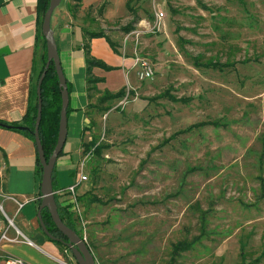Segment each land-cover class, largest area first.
<instances>
[{
  "label": "rangeland",
  "instance_id": "obj_1",
  "mask_svg": "<svg viewBox=\"0 0 264 264\" xmlns=\"http://www.w3.org/2000/svg\"><path fill=\"white\" fill-rule=\"evenodd\" d=\"M129 6L109 24L100 6L84 11L93 29L117 36L123 53L150 60L154 75L121 98L93 95L76 166L87 176L79 193H88L82 221L73 214L78 233L95 264H168L176 242L197 236L174 264H264V0ZM209 60L232 65L194 63ZM198 122L217 125L179 133ZM0 203L14 224L8 236L34 244L4 242V254L76 264L66 246L51 241L56 254L44 245L38 223L31 232L34 203L17 216Z\"/></svg>",
  "mask_w": 264,
  "mask_h": 264
},
{
  "label": "crops",
  "instance_id": "obj_2",
  "mask_svg": "<svg viewBox=\"0 0 264 264\" xmlns=\"http://www.w3.org/2000/svg\"><path fill=\"white\" fill-rule=\"evenodd\" d=\"M103 1L81 0L71 12L69 5L74 2L64 0L62 3L61 0L51 16L50 24L60 63L69 84L64 153L55 163L59 182L57 190L74 180L82 153L81 132L89 124V105L93 102V95L138 87L133 57L121 51L122 48L115 40L117 36L104 33L105 36L89 39L84 32L97 31L86 22L88 20L85 18V9L100 6ZM127 1L107 0L101 13L103 21L106 24L115 23L119 19L116 16L119 9L126 16ZM106 37L114 44L116 51ZM85 43L89 44L90 57L113 69L105 70L93 66L87 73ZM42 46V37L38 31L37 0H0V120L20 121L24 116L29 104L33 69L41 64ZM88 78L102 80L89 84ZM35 169L34 143L20 132L0 128V196L13 210V216L18 215V212L15 214L17 204L4 196H12L22 203L28 200L27 203H34L37 210L40 187ZM28 219L31 232L36 233L33 231L38 223L36 215L31 214ZM16 230L21 233L18 228ZM43 241L50 251L58 254L51 241L45 237ZM8 247L9 245L3 244L1 249ZM51 257L56 258L53 255Z\"/></svg>",
  "mask_w": 264,
  "mask_h": 264
},
{
  "label": "trees",
  "instance_id": "obj_3",
  "mask_svg": "<svg viewBox=\"0 0 264 264\" xmlns=\"http://www.w3.org/2000/svg\"><path fill=\"white\" fill-rule=\"evenodd\" d=\"M74 2V4L69 5V10L72 12L74 7L76 5H78V2H80L81 0H71ZM131 0L127 1V8L129 11H131V7L129 6ZM107 3V0H104L102 2V4L100 5L99 8V14L102 13L103 8L105 7ZM49 4V0H37V15H38V31L39 34L42 37V41H43V53H42V57H41V64L38 67H35L34 72H33V77L31 78V90H30V96H29V104L27 107V110L24 114V116L21 118L20 121H4V120H0V128H6V129H10L13 131H17L22 133L23 135H25L26 137H28L35 145L34 142V126H35V120H36V114H37V95H36V86H37V81L40 77V74L43 70L44 64L46 62V46H45V39L42 36L41 33V22H42V18L44 15V12L46 11L47 7ZM133 12V11H132ZM138 16H134L133 19L123 28V30L125 32H129L133 29V24L136 23L138 21ZM86 36L91 39L93 37H100V36H105L104 32L101 30L98 31H91V30H85L84 31ZM107 40H109V43L111 45V47L116 51V48L114 46V44L110 41V39L108 37H106ZM84 51H85V56H86V63H87V73H89L90 68L93 66H97L100 67L102 69L105 70H111L113 69L112 67L106 65L104 62L94 59L92 57L89 56V44L85 43L84 44ZM196 66H201L204 65L205 67H211V68H215V69H223L226 67L231 66V63H222V62H218V61H213V60H209L206 63L202 64L199 61H195L194 62ZM101 78H88L87 82L90 84H95L99 81H101ZM67 83V90L69 92V84L66 80ZM126 94V90L125 88H122L120 90H118L115 93H109V92H104V96L100 99V101H105L107 99H116V98H121ZM163 95H166L165 93ZM167 97L171 100H177L180 98H175L174 96L171 95H167ZM41 98H42V108H41V119L39 122V127H38V133H39V138L41 141V145L43 148V152H44V156L46 159L49 158L55 144H56V140H57V134H58V126H59V120H60V109H61V93H60V88L58 85V77L56 74V70L54 67V64L51 62L46 73L45 76L42 80L41 83ZM181 100V99H180ZM69 109L67 107V113H68ZM207 124H212V125H217L216 122H198V123H194L191 124L189 126H187L186 128H184L183 130H181L179 133H184V132H189L191 130H193L194 128L197 127H202L205 126ZM21 126L25 127V128H21ZM86 128H84L81 132V138H83L84 136V132H85ZM106 146L102 145V146H96L94 148V151L97 155H99L100 150L102 148H105ZM36 148V146H35ZM63 149L61 150V152L59 153L58 157L63 155ZM193 169V168H191ZM41 164L38 160L37 157V152H36V169H35V173L37 175L38 181L40 183V178H41ZM52 187L53 190L56 191L59 187V182L56 176V168L54 166L53 172H52ZM88 193L84 192V193H80L78 198L80 203H83V201H85L86 195ZM55 200L57 203V210H58V214L60 219L62 220V222L68 226L69 228L75 230L77 233V229H76V224L73 218V213L70 211L69 205L68 204H62L60 201V196L55 194ZM94 200L98 201V199ZM40 199L38 200V204H39ZM42 214V220L43 223L45 225V227L47 228V230L49 231V233L51 235H53L54 237H57L61 240H67V238L61 234V232L55 227L52 218L48 212V210L46 208H44L41 211ZM203 216L201 217V220L203 221ZM38 228L40 230V232L46 237L47 240L49 241H53L58 243L59 245H62L61 240H51L50 238H48V236L46 234H44V232L41 229V226L38 224ZM79 234V233H78ZM80 235V234H79ZM202 235V233H201ZM200 238V236H197L194 240L191 241H187V240H182V241H178L176 242L173 246H172V251H171V257L170 260L168 262V264H174V262L176 261L177 257L180 255V253L184 252V251H188L190 250L194 243Z\"/></svg>",
  "mask_w": 264,
  "mask_h": 264
},
{
  "label": "water",
  "instance_id": "obj_4",
  "mask_svg": "<svg viewBox=\"0 0 264 264\" xmlns=\"http://www.w3.org/2000/svg\"><path fill=\"white\" fill-rule=\"evenodd\" d=\"M60 2L61 0H49L48 7L44 12L41 22V33L45 39L46 46V62L44 64L43 70L40 74L36 86L37 114L34 126V142L36 146L37 157L42 168L39 183L40 201L36 210V218L38 224L41 226L42 231L48 236V238H50L51 240H61L51 235L43 223L41 211L46 208L52 218L55 227L61 232L62 235L67 238V241L61 240V242L71 251L73 257L75 258L76 264H95V258L93 256V253L91 252L84 238L79 235L75 230L66 226L60 219L57 210V203L55 200L56 191H54L52 187V172L57 157L63 149L67 136V83L62 70L57 44L50 24L52 13L54 9L60 4ZM51 62L54 64L58 77V85L61 93V109L56 144L49 158L46 159L39 138L38 127L41 119L42 108L41 83ZM21 128L25 127L21 126Z\"/></svg>",
  "mask_w": 264,
  "mask_h": 264
},
{
  "label": "built area",
  "instance_id": "obj_5",
  "mask_svg": "<svg viewBox=\"0 0 264 264\" xmlns=\"http://www.w3.org/2000/svg\"><path fill=\"white\" fill-rule=\"evenodd\" d=\"M162 16H163V13L159 12L157 17H162ZM133 66L136 67V77L139 81L151 79L154 75L153 64L148 59L135 55L133 56ZM76 173L77 174L74 180L70 184L66 185L65 187H62L59 190H56V194L59 195L60 198H62L61 199L63 201L62 204H68L70 211L79 220L82 221L83 212H82V207L80 205V201L78 198L80 194L78 190L81 187V185L87 180V176L83 174L82 168H80V170H77ZM4 197L6 199L12 200L15 204H17L15 214L19 211V209L23 206V204L28 201L26 200L25 202L22 203V202L16 201V199L12 196H4ZM3 225H5V227H3ZM10 225L14 226L12 218L6 213L3 205L0 203V264H30L16 255L4 254L5 252L1 249V246L5 244L4 242L12 243V242L24 241L28 245L33 244L27 238H25V240H19L17 236H14V237L8 236V229Z\"/></svg>",
  "mask_w": 264,
  "mask_h": 264
},
{
  "label": "flooded vegetation",
  "instance_id": "obj_6",
  "mask_svg": "<svg viewBox=\"0 0 264 264\" xmlns=\"http://www.w3.org/2000/svg\"><path fill=\"white\" fill-rule=\"evenodd\" d=\"M57 238V237H56ZM64 241H67V240H64ZM53 242V241H52ZM62 245H63V243H62ZM65 246V245H64ZM66 249H68L67 247H66ZM75 259V258H74ZM76 262V261H75Z\"/></svg>",
  "mask_w": 264,
  "mask_h": 264
},
{
  "label": "bare ground",
  "instance_id": "obj_7",
  "mask_svg": "<svg viewBox=\"0 0 264 264\" xmlns=\"http://www.w3.org/2000/svg\"><path fill=\"white\" fill-rule=\"evenodd\" d=\"M34 245V244H33Z\"/></svg>",
  "mask_w": 264,
  "mask_h": 264
}]
</instances>
